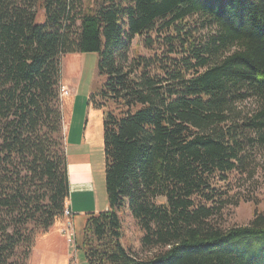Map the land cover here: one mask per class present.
Returning <instances> with one entry per match:
<instances>
[{"label": "trees", "instance_id": "1", "mask_svg": "<svg viewBox=\"0 0 264 264\" xmlns=\"http://www.w3.org/2000/svg\"><path fill=\"white\" fill-rule=\"evenodd\" d=\"M137 37L148 54H132ZM75 52H97L106 76L91 101L108 209L87 214L88 264H264V211L224 221L264 158V0H0V264H28L64 218ZM125 212L149 257L123 244Z\"/></svg>", "mask_w": 264, "mask_h": 264}, {"label": "rangeland", "instance_id": "2", "mask_svg": "<svg viewBox=\"0 0 264 264\" xmlns=\"http://www.w3.org/2000/svg\"><path fill=\"white\" fill-rule=\"evenodd\" d=\"M41 18L44 15L41 14ZM44 20V19H43ZM148 54L142 39L135 38L132 54ZM97 52L68 53L61 62V99L66 112L68 137L65 138L66 154L74 151L91 163L93 188L77 193L67 203L64 218L57 221L46 233L36 238L28 264H88L81 245L88 213L108 209L105 184V155L103 144V110L93 107L91 96L100 98L106 76L99 71ZM257 176L237 181L231 195L238 203L224 212L228 226L247 224L255 211H264V158L261 157ZM23 174H29L24 170ZM239 199V200H238ZM69 210V213H67ZM123 244L138 252L142 231L135 221L123 214ZM149 257V253H139Z\"/></svg>", "mask_w": 264, "mask_h": 264}, {"label": "crops", "instance_id": "3", "mask_svg": "<svg viewBox=\"0 0 264 264\" xmlns=\"http://www.w3.org/2000/svg\"><path fill=\"white\" fill-rule=\"evenodd\" d=\"M68 137V127L65 124V138ZM81 155L74 151L72 156H67L68 175L70 182V195L73 197L77 193L84 192L93 188V171L91 163L88 160L82 159ZM69 197V201L71 200ZM68 201V202H69Z\"/></svg>", "mask_w": 264, "mask_h": 264}, {"label": "built area", "instance_id": "4", "mask_svg": "<svg viewBox=\"0 0 264 264\" xmlns=\"http://www.w3.org/2000/svg\"><path fill=\"white\" fill-rule=\"evenodd\" d=\"M66 211H67V213H69V210L66 209Z\"/></svg>", "mask_w": 264, "mask_h": 264}]
</instances>
